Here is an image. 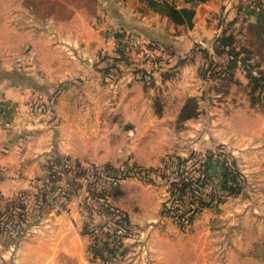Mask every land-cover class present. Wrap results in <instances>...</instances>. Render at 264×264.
Returning <instances> with one entry per match:
<instances>
[{"label": "crops", "instance_id": "1", "mask_svg": "<svg viewBox=\"0 0 264 264\" xmlns=\"http://www.w3.org/2000/svg\"><path fill=\"white\" fill-rule=\"evenodd\" d=\"M166 1L177 8L190 7L187 0ZM260 8L264 0H207L195 7L188 28L139 0H0V198L10 199L29 189V180L42 175L44 164L53 157L96 165L109 162L81 160L97 145L87 135L96 130L90 120L102 113L113 122L156 115L154 83L155 88L162 87L157 97L166 102L170 92L165 90L192 82L207 59L224 67L227 55L213 52L205 58L196 45L215 43L238 22L254 24ZM130 35L138 50L129 63L120 56L126 55L122 40ZM152 56L160 57V62L152 64ZM254 58L253 72L264 71L259 55L247 58L246 64ZM244 68L238 61L226 95L239 118L235 130L240 133L241 160L236 162L245 188L241 204L224 206V252L226 264H264V92L252 102ZM236 87L246 93L235 96ZM178 104L176 100L170 114L178 113L173 111ZM165 105L159 116L168 114ZM123 210L132 224L147 231L144 240L151 264H171L172 259L177 264H205L204 242L216 249L212 230L217 229L204 227L203 213L194 221L190 236H183L163 224L147 230L153 221L150 210ZM213 210L218 214L221 208ZM56 222L59 225H51L55 232L45 237V260L54 264L57 259H81L87 238L76 244L73 224L63 216ZM136 248L116 264H139L142 256L136 257Z\"/></svg>", "mask_w": 264, "mask_h": 264}, {"label": "rangeland", "instance_id": "2", "mask_svg": "<svg viewBox=\"0 0 264 264\" xmlns=\"http://www.w3.org/2000/svg\"><path fill=\"white\" fill-rule=\"evenodd\" d=\"M89 7L93 9L92 5ZM259 14L260 11L255 14L256 17ZM245 23L238 22L229 27L227 40L234 46L235 53L248 59L252 55H259L264 60V30L258 32V27L251 28L256 23ZM124 51L128 62H134L133 51H127V47ZM151 58L155 60L160 57ZM110 61L113 62L112 59ZM157 62L160 61L151 63ZM256 62L257 59L254 58L248 71L251 70L250 73L258 76V72H253ZM206 68L207 65L200 67L192 82L165 90L170 92L166 102L157 97L162 94V87L158 85L155 88L154 83L153 111L156 115L142 118L121 117L117 118L119 124L118 120L113 122L114 119L104 113L92 118L89 123L90 126L95 125L96 130L87 135L96 139V149L91 147L87 152L83 150L87 156H83L81 160L109 162L96 165L90 161L77 162L75 160L78 159L50 156L54 159L50 158L44 164L42 175L29 180V189L10 199L1 197L0 264H50L44 258L48 254L45 237H48L49 232H55L51 225H59L56 221L60 216L73 224L76 230L73 235L76 237L75 241L78 240L76 244L84 236L88 245L81 259H57L54 264H116L125 259L128 251H132L130 249L136 248V245V257L142 256L143 264H151L153 259L149 257L144 240L147 231L132 224L127 212L123 210L133 211L134 208L138 212H145L146 209L152 211L150 214L153 221L147 224V230L163 224L165 228L168 225L178 230L183 236L192 232L194 221L203 213L201 222L204 227L210 225L217 229L212 230V239L217 236L216 249L213 245L209 247L205 241L201 253L203 261L205 264H226L224 206L241 204L245 188V179L236 162L241 160L240 133L235 130L239 118L231 110L234 104L226 100L227 97L231 98L226 96L231 88L230 79L207 72L201 78V73ZM247 73L245 72L246 77L249 75ZM248 82V89H252L254 83L249 79ZM258 85H261V81ZM235 90V96L246 93L240 87ZM253 90L255 92L250 94L252 102L258 97L259 88ZM176 100L179 104L173 111L180 113L172 115L171 109L176 105ZM164 105L169 107L165 111L168 114L159 116ZM177 158L188 160L178 170L186 172L190 177L202 172L203 162L214 160L209 171L207 189L202 194V200L207 205L200 206L190 198L189 193L181 199L185 206L172 201L169 183L174 179ZM217 160H226L231 171L238 172L237 183L233 185L231 195L221 186L222 168L215 164ZM55 161L59 164L53 166ZM106 164L113 168L109 176L102 172L105 171ZM163 203L171 209V214H162ZM189 206L196 210L191 221H188L191 214ZM218 208H221L220 213L214 214L213 209ZM154 211L156 213L153 214ZM120 217L127 219V234L123 233L125 230L119 225L113 224ZM203 230L206 228L201 229ZM202 234L201 232L200 235ZM204 236L207 239L208 236ZM109 250L113 253H109ZM170 263L177 264L174 259Z\"/></svg>", "mask_w": 264, "mask_h": 264}, {"label": "trees", "instance_id": "3", "mask_svg": "<svg viewBox=\"0 0 264 264\" xmlns=\"http://www.w3.org/2000/svg\"><path fill=\"white\" fill-rule=\"evenodd\" d=\"M139 1H144L146 3V5L151 10H153L154 12L166 17L175 25L186 26L188 28L192 27V20H193L194 13H195L194 9L196 7V4H194L192 2H189V5H190L189 8H177L175 5L167 2L166 0H163L162 2H158L157 0H139ZM206 1L207 0H200L201 3L206 2ZM259 11H260V14L257 15V17H256V22H255L256 24L251 25V28L253 26H256V27H258V32H261L264 30V8H260ZM228 37L229 36H228L227 32L224 31L218 37L216 42L214 43L215 54H225L229 57L227 64L223 67V66L215 64L211 60L207 59V62H208L207 68L203 69L204 72L201 73V78L205 77V72H207L208 74H211L214 76H219L221 78L227 77L230 79V82H231L232 81V73L231 72L233 71L237 62L239 61L245 67L244 69L246 72H248L247 74H249L247 76V79H249L250 81H252L254 83L253 84L254 87L252 89H250V94H253V91H254L253 89L256 87L259 88L260 93H261V91L264 92V71L258 72V74H259L258 76L250 73L249 71H251V70L248 71L249 65L246 64L247 57L244 55H240L237 52L235 53L234 46L230 45V42L227 40ZM196 47H199V50L202 52L203 56L205 58H208L209 53H207L206 50L201 48L199 46V44L196 45ZM120 58L123 60L128 59V58H125L124 55H121ZM155 60L158 61V59H155ZM155 60H152V61H155ZM114 61H117V60H114ZM260 81H261V85H258V83ZM175 161H176V172L174 175V179L169 183V187H170L169 194H170V197L172 198V201L176 202V204H180V205L185 206V204H183L181 199H182V196L189 193L188 195L190 196V198L194 199V201H196L197 204H200V206L207 205L208 203H205L202 200V194L207 189L209 171H210V168L213 167V165H214V163H212V161H214V160H206L205 162H203V164H201L202 166H204L202 172H200L197 176L194 175L191 177L186 172H182V171L179 172V170H178V168L180 166L183 167V165L188 160H180L179 158H177V160H175ZM58 164H59V162L55 161L53 163V166L58 165ZM215 164L218 167L222 168V173H221V186H222V188L225 191L229 192V195H231V193L234 190V188H232V187H233V185H235L237 183L236 180L239 176L237 174L238 172L236 170L231 171L226 160H217V162ZM51 169H52V167H51ZM102 172L105 173L107 176H109L111 174V172H113V168L109 164H106L105 165V171H102ZM134 173H136V172H133V174ZM189 205H193V204H189ZM177 209H179V208H177ZM188 211L191 212L190 216L188 217V219H189L188 221H191V219L193 220V217H194L196 210L195 209L192 210V207L189 206ZM161 212H162V214H171L172 213L171 209H169L165 203H163V205H162ZM113 224H117V225H119V227L123 228L125 230L123 232L124 234L128 233L127 232V231H129L128 223H127V219L125 217H120ZM120 245H122V244H120ZM109 253L112 254L113 251L109 250Z\"/></svg>", "mask_w": 264, "mask_h": 264}, {"label": "built area", "instance_id": "4", "mask_svg": "<svg viewBox=\"0 0 264 264\" xmlns=\"http://www.w3.org/2000/svg\"><path fill=\"white\" fill-rule=\"evenodd\" d=\"M157 1L162 2L163 0H157ZM187 1L196 4V6L201 3L200 0H187ZM122 42H123L124 48L127 47L128 51L135 52L138 50V46L133 36L130 35V36L124 37ZM199 46L203 48L204 50H206V52L209 54L214 52V42L202 41V42H199Z\"/></svg>", "mask_w": 264, "mask_h": 264}]
</instances>
